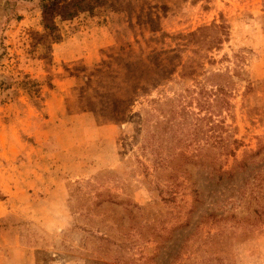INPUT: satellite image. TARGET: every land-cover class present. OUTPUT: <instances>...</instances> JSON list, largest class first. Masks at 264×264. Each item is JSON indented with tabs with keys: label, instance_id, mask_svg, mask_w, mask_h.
Wrapping results in <instances>:
<instances>
[{
	"label": "rangeland",
	"instance_id": "obj_1",
	"mask_svg": "<svg viewBox=\"0 0 264 264\" xmlns=\"http://www.w3.org/2000/svg\"><path fill=\"white\" fill-rule=\"evenodd\" d=\"M104 1L0 0V264H264V0Z\"/></svg>",
	"mask_w": 264,
	"mask_h": 264
},
{
	"label": "trees",
	"instance_id": "obj_2",
	"mask_svg": "<svg viewBox=\"0 0 264 264\" xmlns=\"http://www.w3.org/2000/svg\"><path fill=\"white\" fill-rule=\"evenodd\" d=\"M53 1L55 2V0H42L41 6L43 27L49 31V36H53L56 31L52 23L55 16V11L52 8ZM64 1L65 3L61 6L62 12L58 14L62 20H71L79 13L91 12L96 8L107 6L104 0ZM209 30L212 32L211 35L209 38L203 39V43L209 47L208 49L218 47L222 40L225 41L228 37V27L225 25L212 24ZM186 37L194 39L196 33H189ZM53 39H56L55 35ZM235 142L234 140L233 143ZM223 180L226 181V189L229 190L230 195L235 196L236 201L239 204L242 203L245 210L252 209V224L264 221V145L236 161L229 171H223ZM196 193L197 191H195Z\"/></svg>",
	"mask_w": 264,
	"mask_h": 264
}]
</instances>
